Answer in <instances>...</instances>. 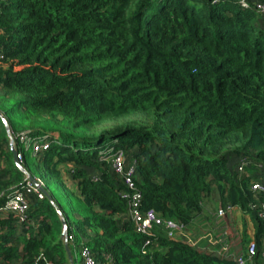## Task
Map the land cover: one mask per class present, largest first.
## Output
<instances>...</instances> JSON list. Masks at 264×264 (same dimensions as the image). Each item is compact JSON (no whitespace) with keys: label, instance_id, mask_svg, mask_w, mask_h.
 Wrapping results in <instances>:
<instances>
[{"label":"trees","instance_id":"trees-1","mask_svg":"<svg viewBox=\"0 0 264 264\" xmlns=\"http://www.w3.org/2000/svg\"><path fill=\"white\" fill-rule=\"evenodd\" d=\"M237 1L0 0V113L14 138L48 136L33 155L39 177L25 154L21 165L45 190L41 178L60 180L69 211L82 205L71 225L48 193L67 221L74 264L83 246L96 264H237L247 225L242 248L227 250L229 213L218 211L228 205L254 229L246 264H263L264 223L250 206L264 171L238 172L235 159L264 168V27L254 6L264 0ZM10 104L58 131L16 133ZM109 148L135 163L141 209L180 231L137 232L130 192L104 159ZM27 182L0 118V207ZM24 196L23 221L0 212V264H70L54 206Z\"/></svg>","mask_w":264,"mask_h":264},{"label":"built area","instance_id":"built-area-1","mask_svg":"<svg viewBox=\"0 0 264 264\" xmlns=\"http://www.w3.org/2000/svg\"><path fill=\"white\" fill-rule=\"evenodd\" d=\"M241 6H246V0L237 1ZM257 13L262 18V25L264 27V4L254 3ZM2 51L0 48V60L2 59ZM15 139L16 145H20L18 149V161L21 163L23 160V151L31 150L34 156L40 155L48 149L49 142L48 136H43L41 138L31 137L29 133H21ZM104 159L109 163L111 173L124 185V187L130 192L129 197V217L138 233L148 234L152 227L162 226L169 233L178 232L181 230V226L170 221L163 220L156 215L153 210L143 211L141 209V200L142 195L136 188L135 177H136V165L134 162L127 163L126 154L123 150L109 148L106 152ZM249 161L241 160L238 161L237 171L244 172L245 168L249 164ZM40 185L42 183L37 180ZM251 192L257 195L259 198L257 202L250 206L251 210H257L258 218L264 223V183L260 180L255 181L251 186ZM34 193L37 195L38 199H43L44 195L39 191V189L33 186L31 183L27 182L25 187V193L22 191H16L5 199L4 204L0 207V212H12L14 213L21 221L25 219L28 204L25 199V194ZM259 200V201H258ZM234 209H237L232 206H226L224 210L218 211V216H226L230 214ZM238 210V209H237ZM70 242L72 238L70 237ZM256 251V244L252 241H249L245 246V252L243 256H239L236 259L237 264H246L247 261H250L254 256ZM80 258L82 259V264H96L95 259L91 251L82 247L79 252ZM264 264V251L261 254Z\"/></svg>","mask_w":264,"mask_h":264},{"label":"rangeland","instance_id":"rangeland-1","mask_svg":"<svg viewBox=\"0 0 264 264\" xmlns=\"http://www.w3.org/2000/svg\"><path fill=\"white\" fill-rule=\"evenodd\" d=\"M6 115H7L8 119L10 120V123H11L13 130L16 133L24 132V131H33V132H41V133H54V131H58V129H59L58 127H56V124H53V125L52 124H45L44 122H42V120H38V121L34 122L31 119L25 118L23 115L18 114V112L12 111L11 104L9 105V107L7 106ZM22 151L26 156L27 165H28L30 173L32 175H34L35 177H39V169L37 167L36 159L34 158L32 151L31 150L25 151L23 148H22ZM247 160L250 163L247 165V167L244 170L245 174H246L247 169H249L255 173H257V172L263 173V171H264L263 167L260 168V166L259 167L256 166V164L253 163L251 160H249V159H247ZM235 161H241V159H235ZM62 176H63V178L67 179L66 180L67 182H65V184L67 185L68 188H70L71 184L69 183V180H68L69 178L67 177L66 174H62ZM41 179L44 182V186L46 187L47 192L53 197V199L56 201V203L59 204L61 209L64 211L66 218L68 219V222L71 225H74V223L76 221L75 219L81 215L82 209L81 210H79V209L81 208L82 205L80 206V201L78 202V205H79L78 208L79 209L76 211L77 213L69 211L68 206H67V198H66V195L64 193L65 189H64L62 182L58 179H55V180L54 179L48 180L45 178H41ZM230 214L228 216V220H231L233 222L234 221L233 218H234L235 214H231V215ZM244 221H245V223L247 222L245 218H243V222ZM248 223H250V221ZM235 224L236 223L233 224V227H232L233 229H236V227H237V226H235ZM239 230L240 229L238 228V231L237 230L235 231L236 232L235 237H237V235H240V233L238 234ZM246 233H247V231H246ZM74 235L76 237V240H78V242L80 243L81 242L80 233L74 232ZM247 236H248V239L246 241V244L249 241H252L253 243L255 242L253 239V236H250L248 234H247ZM235 239H236L235 240L236 244L238 245L239 244L238 242L240 241V239H238V238H235ZM246 244H245V246H246ZM245 246H244V248H245ZM243 251H244V249H243ZM75 259H76L77 263L80 264L79 263L80 258L78 255H77V257H75Z\"/></svg>","mask_w":264,"mask_h":264},{"label":"water","instance_id":"water-1","mask_svg":"<svg viewBox=\"0 0 264 264\" xmlns=\"http://www.w3.org/2000/svg\"><path fill=\"white\" fill-rule=\"evenodd\" d=\"M0 118L2 119V121L4 122L7 132H8V138H9V142H10V147H11V151L13 153V157H14V161H15V165L17 166V168L21 171V173L25 176L26 180L31 183L33 186L37 187L39 189V191L44 195V197H46L49 202L54 206L55 210L57 211L63 229H62V234H61V239L64 241V246H65V250L69 259L70 264H74L72 257H71V252L69 250V246H68V226H67V221L65 219V217L63 216L60 208L54 203V200L52 199V197L48 194V192L45 190V188L43 187V185H40L38 183L37 180H35L21 165V163L18 161V150H17V146H16V142L15 139L11 133V130L4 118V116L0 113Z\"/></svg>","mask_w":264,"mask_h":264},{"label":"crops","instance_id":"crops-1","mask_svg":"<svg viewBox=\"0 0 264 264\" xmlns=\"http://www.w3.org/2000/svg\"><path fill=\"white\" fill-rule=\"evenodd\" d=\"M231 214H235L234 215V218H233L234 221L232 222L231 220H228V228H225V233H227L228 236L233 237V240L231 239V241H229V243L225 245V247H226L227 250L229 248H231V247H236V249L242 248V246H241V240L242 239L241 238H242V223H243V218H245L246 221H247L246 222V225H247V234L250 235V236H253V233H254V229H253L252 225L250 224L251 222L248 223L250 220H248L249 217L247 215H244L243 216V214L239 210H237V209H234L231 212ZM234 223H236L235 224V226H237L236 229H233L232 228ZM238 228L240 229L239 232H238V234L240 233V235H237V237H235L236 236V232L235 231L236 230L238 231ZM235 238L240 239V241L238 242L239 245L236 244V241H235L236 239Z\"/></svg>","mask_w":264,"mask_h":264}]
</instances>
